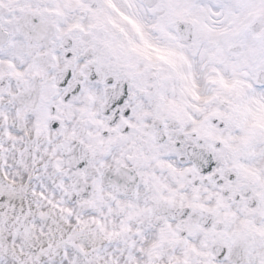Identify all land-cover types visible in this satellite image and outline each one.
Here are the masks:
<instances>
[{"label": "snow or ice", "instance_id": "6c2138e0", "mask_svg": "<svg viewBox=\"0 0 264 264\" xmlns=\"http://www.w3.org/2000/svg\"><path fill=\"white\" fill-rule=\"evenodd\" d=\"M0 264H264V0H0Z\"/></svg>", "mask_w": 264, "mask_h": 264}]
</instances>
